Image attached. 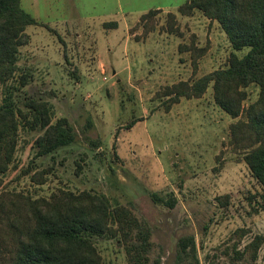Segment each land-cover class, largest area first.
Wrapping results in <instances>:
<instances>
[{"label":"rangeland","instance_id":"obj_1","mask_svg":"<svg viewBox=\"0 0 264 264\" xmlns=\"http://www.w3.org/2000/svg\"><path fill=\"white\" fill-rule=\"evenodd\" d=\"M185 1L20 0L39 24L25 28L19 69L0 81V105L10 94L28 114L17 115L0 197L105 195L112 207H126L149 227L154 247L148 264H174L178 239L187 234L199 264H264V191L243 159L249 149L239 148L231 134L245 118L215 103L212 84L201 97L173 104L165 94L180 81L226 68L232 52L241 57L248 48L233 50L218 22L197 9L181 15ZM152 9L159 10L146 34L140 17ZM170 12L175 33L168 31ZM244 90L247 107L259 87ZM28 99L45 104L51 123L66 119L70 144L37 154L43 130L24 104ZM154 197H173L176 204L169 208ZM92 239L103 264L128 263L119 236ZM190 256L182 264H190Z\"/></svg>","mask_w":264,"mask_h":264},{"label":"trees","instance_id":"obj_2","mask_svg":"<svg viewBox=\"0 0 264 264\" xmlns=\"http://www.w3.org/2000/svg\"><path fill=\"white\" fill-rule=\"evenodd\" d=\"M196 9L218 22L233 50H248L241 57L232 52L226 68L213 70L193 82L180 81L171 85L165 94L173 104L181 97H201L212 84L215 103L231 117L245 118L231 126V134L239 148L249 149L243 159L264 191V0H186L177 11L188 16ZM158 10L141 15L140 23L146 34L153 30L147 24ZM166 20L168 31L175 33L176 15L170 12ZM36 24L39 22L21 7L20 0H0L1 82L10 79L19 69V46L28 41L25 28ZM26 76L23 74L22 80ZM250 84L259 87V95L244 107L242 102L247 96L244 88ZM24 104L34 111L33 121L43 130L36 139L38 155L52 153L71 143L66 119L51 123L44 103L28 99ZM18 114L24 118L28 115L6 94L0 105V176L12 160ZM138 120L130 121L126 128ZM154 198L169 208L176 204L173 197ZM220 203L226 205L227 200ZM111 219L115 229L109 225ZM150 232L130 210L124 206L112 207L102 194L62 191L50 201L0 197V264H103L92 238L107 234L119 236L126 250L127 264H148L154 247ZM259 243L257 240L250 246L256 249ZM175 254L174 264H182L190 255V264H199L192 235L179 237ZM153 264H159V259H154Z\"/></svg>","mask_w":264,"mask_h":264}]
</instances>
